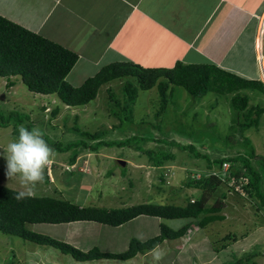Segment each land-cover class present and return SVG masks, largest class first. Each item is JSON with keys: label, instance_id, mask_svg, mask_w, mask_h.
Returning a JSON list of instances; mask_svg holds the SVG:
<instances>
[{"label": "rangeland", "instance_id": "1", "mask_svg": "<svg viewBox=\"0 0 264 264\" xmlns=\"http://www.w3.org/2000/svg\"><path fill=\"white\" fill-rule=\"evenodd\" d=\"M70 24V30L62 26L51 39L66 45L77 29V23ZM47 27L51 29V22ZM102 67L95 68L80 57L66 80L80 86ZM11 79L14 85L8 87V78L0 76V114L5 116L13 111L25 116L19 124L12 120L8 126H0V148L18 138L21 125L31 130L30 124L32 129H39L43 136L63 145L80 138L74 126L90 132H106L105 141H86L90 147L83 150L86 154L78 157V163L76 160L70 164L71 150L54 149L55 158L45 169L48 180L45 176L37 185L35 195L63 196L83 206L120 208L140 203L183 204L187 197L199 199L203 191L210 204L222 206L219 213L225 218L210 223L207 229L201 228L208 235L205 242L178 249L173 240H167L163 242L164 249L155 248L128 263L129 259L78 261L53 246L0 231V264H191L192 256L193 264H264V206L239 188L235 180L223 179L219 192L189 187L186 183L189 173L196 179L212 175L207 160L188 150V146L194 145L199 153L213 159L245 152L243 146L236 144L226 146L224 151L220 148L224 147L223 141H213L216 128L205 125L209 119L221 133H229L234 111L225 96L211 92L194 99L184 88L172 86L168 102L162 107L157 87L140 89L134 105L124 111L121 107L127 99L123 87L132 78H122L102 85L98 96L86 105L70 107L57 94L31 92L20 76ZM110 94H114L115 101ZM262 99L251 101L264 107L263 95ZM235 135L239 137L237 131ZM244 135L251 140L256 153L264 156V114L259 126L248 129ZM133 136L134 139L126 141ZM215 147L218 149L213 150ZM148 151H155L154 155ZM160 152L172 153L175 159L161 167L154 166L153 157ZM4 164L0 157V184L22 190L17 180H7ZM158 219L141 217L117 227L91 221L35 223L30 230L69 242L84 251L97 246L102 251L121 252L125 250L122 247L126 240L133 237L146 240L158 234ZM182 220L172 219L170 226ZM195 227L200 229L197 224ZM227 235L232 236L227 238ZM201 238L199 235L198 240ZM166 256L168 261L164 260ZM207 259L212 262L205 263Z\"/></svg>", "mask_w": 264, "mask_h": 264}, {"label": "trees", "instance_id": "2", "mask_svg": "<svg viewBox=\"0 0 264 264\" xmlns=\"http://www.w3.org/2000/svg\"><path fill=\"white\" fill-rule=\"evenodd\" d=\"M78 60L79 55L76 52L0 15V76L8 78V87L14 85L12 77L20 76L31 92L43 95L57 94L65 105L77 107L95 99L102 85L122 78H132L133 80L126 81L123 87L127 99L125 105L121 107L124 111L134 105L140 89L149 90L157 87L162 98V107L168 102L172 86L184 88L194 99L202 98L211 92L225 96L234 111L233 125L229 133H223L224 131L221 133L216 123L209 119L205 125L216 128L213 129L215 134L213 141H223L224 147L220 148L224 151L226 146L233 147L236 144L243 146L245 152L213 159L212 156L199 153L194 145L188 146V150L207 160V168L212 175L196 179L189 173L186 183L189 187H202L204 191L219 192L223 179L235 180L239 188L264 206V156L256 153L251 140L244 135L248 129L259 126L261 115L264 114V107L252 104L251 95L247 91L258 90L264 93L263 82L246 80L212 63L186 64L178 60L172 67H144L133 62L120 61L103 66L82 85L73 86L66 77ZM110 95L115 101L114 94ZM57 111L58 109L54 110V113ZM24 116L13 111L5 116L0 114V126H8L12 120L19 124ZM120 124H123V121ZM29 128L32 130L33 127L29 124ZM73 129L79 133L80 138L73 140L77 142L66 145L43 136L51 148L59 152L71 150L70 164L76 162L80 152L90 147L86 141H105L103 136L106 133L103 130L85 131L78 126H74ZM236 131L240 138L235 135ZM206 136L209 137L208 134ZM134 138L130 137L126 141ZM216 149L218 148H213ZM154 152L150 153L154 155ZM174 159V154L160 152L153 157V165L161 167ZM228 162L230 166L224 169V164ZM46 178L48 180L47 176ZM18 191L20 190L0 184V231L41 245L53 246L65 254L72 255L78 261L103 258L128 260L138 253L154 250L166 239L184 237L196 224L201 228H207L210 223L225 218L219 213L222 206L210 204L203 191L199 199L187 197L183 204L140 203L120 208L83 206L63 196L34 195L17 201L15 196ZM224 197L223 193L222 201ZM141 215L167 219L183 218L188 222L179 229L162 223L159 234L146 240L133 237L129 248L121 252L102 251L97 246L84 251L69 242L30 230L35 223L61 224L77 221H91L117 227Z\"/></svg>", "mask_w": 264, "mask_h": 264}, {"label": "crops", "instance_id": "3", "mask_svg": "<svg viewBox=\"0 0 264 264\" xmlns=\"http://www.w3.org/2000/svg\"><path fill=\"white\" fill-rule=\"evenodd\" d=\"M0 15L49 39L62 26L70 30V23H77L75 35L63 46L95 68L120 61L172 67L181 60L216 64L246 80L264 83V0H0ZM247 92L254 100L264 97L258 90ZM85 154L82 151L78 157ZM141 217L151 216L129 222ZM171 220L158 219V234L161 224L170 226ZM187 222L183 219L170 227L179 229ZM196 228L184 237L164 241L173 240L178 249L205 242V228ZM130 241L122 248L127 250ZM163 242L158 247L165 248ZM193 260L192 256L191 264Z\"/></svg>", "mask_w": 264, "mask_h": 264}, {"label": "clouds", "instance_id": "4", "mask_svg": "<svg viewBox=\"0 0 264 264\" xmlns=\"http://www.w3.org/2000/svg\"><path fill=\"white\" fill-rule=\"evenodd\" d=\"M18 138L0 148L3 157L4 175L8 181L17 180L22 190L18 191L15 199L22 201L35 195L36 187L45 179V169L54 158L55 150L43 138L39 129L29 130L21 125Z\"/></svg>", "mask_w": 264, "mask_h": 264}, {"label": "built area", "instance_id": "5", "mask_svg": "<svg viewBox=\"0 0 264 264\" xmlns=\"http://www.w3.org/2000/svg\"><path fill=\"white\" fill-rule=\"evenodd\" d=\"M228 168V165H227V163L226 164H224V169H227Z\"/></svg>", "mask_w": 264, "mask_h": 264}, {"label": "water", "instance_id": "6", "mask_svg": "<svg viewBox=\"0 0 264 264\" xmlns=\"http://www.w3.org/2000/svg\"><path fill=\"white\" fill-rule=\"evenodd\" d=\"M4 97V96H3Z\"/></svg>", "mask_w": 264, "mask_h": 264}]
</instances>
